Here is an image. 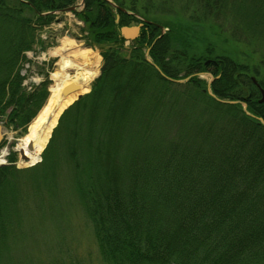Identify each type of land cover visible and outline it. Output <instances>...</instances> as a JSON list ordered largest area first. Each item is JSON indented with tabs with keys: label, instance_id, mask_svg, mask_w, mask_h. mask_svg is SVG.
<instances>
[{
	"label": "trees",
	"instance_id": "1",
	"mask_svg": "<svg viewBox=\"0 0 264 264\" xmlns=\"http://www.w3.org/2000/svg\"><path fill=\"white\" fill-rule=\"evenodd\" d=\"M77 1L0 0V118L6 124L25 127L43 106L49 81L28 92L20 65L36 28ZM111 1L125 11L85 0L76 12L87 25V44H119L102 52L91 91L64 111L41 162L25 169L0 165V264H16L12 246L24 240L29 218L32 225L40 212L42 221H60L57 207L68 192L93 224L109 264H264V123L257 119L264 120V100L250 66L214 54V47L205 56L176 49L189 29L173 20L146 18L151 23L128 50L120 28L142 23L136 2ZM188 1L199 17L227 14L247 29L257 21V40L264 38V0ZM171 3L149 0L143 9L175 11ZM148 48L154 64L146 59ZM258 48L264 58V46L257 42ZM155 66L168 78H191L173 82ZM203 73L215 79L210 83ZM208 88L239 103L219 102Z\"/></svg>",
	"mask_w": 264,
	"mask_h": 264
},
{
	"label": "rangeland",
	"instance_id": "2",
	"mask_svg": "<svg viewBox=\"0 0 264 264\" xmlns=\"http://www.w3.org/2000/svg\"><path fill=\"white\" fill-rule=\"evenodd\" d=\"M122 1L127 7L132 6V3L136 2L138 16L143 19H155L164 24H171L174 21L182 30L188 28L189 35L184 36L185 38H183V34L178 37L179 46L176 49L181 51V48L184 50L186 48L192 54L205 56L206 48L214 47V54L223 53L240 63L249 65L252 77H255L257 80V75L253 74H255L254 72H258V79L260 78L264 81V63L261 62L264 59L263 53L259 48L257 49V42L258 47L260 44L264 46V38L257 40V21L247 29L246 26L245 28L242 27L237 20L234 21V17L232 18L227 14L218 20L214 19L213 16L199 17V11L188 0H172L171 6L175 8V11L164 7L160 11L153 10L151 12H145L143 9L149 0ZM192 2L196 3L194 0ZM75 5H77L78 12L85 9V4L82 0H78ZM167 9L171 10L170 13L174 11L173 14H170ZM56 16V19L48 26L36 28L35 44L31 50L24 53L25 58L22 60L19 69V73L23 79L22 86L28 92L33 91L45 80L49 81L46 86V98L43 100V106L39 109L36 116L48 102L51 94L50 86L53 84L51 74L58 69V62L61 59L60 57L51 55L50 51L59 47L63 39H71L79 48L90 49L101 57L97 75L91 81L89 91L83 93V95L91 91L93 81L101 73L103 65L102 52L119 45L116 43L89 45L86 39L87 31L82 30V28H87V25L77 16V13L59 11L56 13ZM196 20L201 21L196 22ZM138 25L139 23L135 22L129 25V27ZM162 31L166 32L168 28H164ZM136 39L130 41L125 39V47L128 46L130 48ZM176 53L179 54V51H176ZM181 75H183L182 72ZM201 77L210 83L212 82V75L210 73H203ZM35 117L25 127L21 126L18 128L13 124H6V118H0V153H6L4 161L0 165L12 163L18 169L32 166L21 164L23 160L21 159L17 144L18 140L27 133ZM24 128L25 132L23 131ZM43 152L44 149L41 152L38 163L42 160ZM11 156H14L13 162H10L9 157ZM82 208L76 196L68 192V195L62 199L60 205L57 207L58 212H60L59 214H61L55 215L56 219L60 220L58 223L50 216H47L42 221V214L40 212L35 216L33 215L34 219L31 220L32 225L29 218L22 227L25 232L24 240H21V243L18 240L12 246L16 264H53L55 262L58 264H109L101 255L93 224L87 218Z\"/></svg>",
	"mask_w": 264,
	"mask_h": 264
},
{
	"label": "bare ground",
	"instance_id": "3",
	"mask_svg": "<svg viewBox=\"0 0 264 264\" xmlns=\"http://www.w3.org/2000/svg\"><path fill=\"white\" fill-rule=\"evenodd\" d=\"M50 54L60 57L58 69L51 74L53 84L50 86L48 102L41 109L29 126L27 133L18 140L17 148L27 154L29 160L23 161V165H32L39 161L41 152L45 148L53 127L55 126L62 109L73 102L78 95L89 91L91 81L97 75L98 64L101 57L90 49H81L76 43L68 38L61 41L60 46L51 50ZM77 85V90L69 100L54 115L58 100L63 89L70 85ZM54 117L49 127H46L48 119ZM32 145V151L29 146ZM6 153H0V163L4 161Z\"/></svg>",
	"mask_w": 264,
	"mask_h": 264
},
{
	"label": "water",
	"instance_id": "4",
	"mask_svg": "<svg viewBox=\"0 0 264 264\" xmlns=\"http://www.w3.org/2000/svg\"><path fill=\"white\" fill-rule=\"evenodd\" d=\"M83 2H85V0H82ZM106 1H108L110 4H111V6L113 7V9H120V10H122V11H125L123 8H121V7H119L117 4H115V3H113L112 1H110V0H106ZM23 2H25L26 4H28V5H30L31 6V3L29 2V1H23ZM75 11H77V6H70V7H68V8H66V9H64V10H61V12H75ZM35 12L38 14V15H45V14H41V13H39V11H37L36 9H35ZM54 13V12H53ZM137 17H139V16H137ZM144 23H151L150 21H148V20H146V19H143V18H141V17H139ZM115 22L118 24L119 23V15H117L116 16V19H115ZM141 27H142V24H139L138 26H133V27H127V26H124V27H121L120 28V35L124 38V39H127V40H133V39H136L139 35H140V31H141ZM127 48H128V46H127ZM145 56H146V59L149 61V62H151L152 64H154L151 60H150V58H149V49L146 51V54H145ZM156 68H157V70H159V68L157 67V66H155ZM159 72H161L160 70H159ZM162 73V72H161ZM163 74V73H162ZM164 75V74H163ZM165 76V75H164ZM166 78H168L167 76H165ZM191 78V76L190 77H187V78H185V79H172V78H168L169 80H171V81H173V82H177V83H184V82H187L189 79ZM215 78H212V81L214 80ZM251 79H252V81H253V83L258 87V89L260 90V92H261V94H262V100H264V89L261 87V85L258 83V81L256 80V78L255 77H251ZM77 85H75V84H70V85H68V86H66L64 89H63V92H62V94H61V97H60V99L58 100V103H57V106H56V109L54 110V115H56L57 113H58V111L63 107V105L69 100V98H70V96L77 90ZM208 92H209V94L212 96V97H214L215 99H217L219 102H222V103H228V104H236V103H239V101H228V100H222V99H219V98H217L212 92H211V90L208 88ZM83 94H80V95H78V97L73 101V102H71L69 105H67V106H65L63 109H62V111H61V113H60V115H59V117H58V120H57V122H56V124H55V126L53 127V129H52V132H53V130L56 128V126L58 125V123H59V118L61 117V115L64 113V111L70 106V105H72L75 101H77L81 96H82ZM244 110H246V105H244ZM53 119H54V117H50L49 119H48V122H47V124H46V127H49V125L52 123V121H53ZM260 122H262V123H264V120L262 119V118H257ZM51 132V133H52ZM51 136H52V134H51ZM51 136H50V138H51ZM0 141H1V136H0ZM49 142V141H48ZM45 148H46V146H45ZM44 148V149H45ZM32 149H33V146L32 145H30L29 146V151H32ZM20 156H21V159L23 160V161H28L29 160V158H28V156H27V154L25 153V152H23L22 150L20 151ZM41 161V160H40ZM36 163H38V162H36ZM35 163V164H36ZM35 164H32V166L33 165H35Z\"/></svg>",
	"mask_w": 264,
	"mask_h": 264
}]
</instances>
